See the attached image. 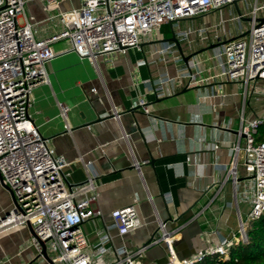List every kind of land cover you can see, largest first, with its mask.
I'll return each mask as SVG.
<instances>
[{"label":"crops","instance_id":"0c3cea01","mask_svg":"<svg viewBox=\"0 0 264 264\" xmlns=\"http://www.w3.org/2000/svg\"><path fill=\"white\" fill-rule=\"evenodd\" d=\"M81 5L82 0H59L57 8L47 11L41 0H28L25 14L34 17L39 31H49L56 24L53 15ZM238 6L245 11L243 1ZM235 15L237 7L231 4L180 21L181 28L193 31L191 48L180 42L184 54L195 57L200 75L208 81L178 84L166 96H158L154 88L160 74L177 73V65L157 52L173 42L170 25L162 27L161 39H145L124 55H99L94 60L65 51V41L54 44L57 55L47 64L49 83L34 89L29 114L49 146L68 160L70 184L87 178L81 159L92 162L98 176L96 206L102 215L82 224L91 247L108 231L115 246L136 251L159 236L164 223L167 230L177 229L173 245L180 258H187L224 245L241 223L247 230L252 181L242 154L237 182L228 176L230 145L239 140L241 118L250 120L263 111L259 90L264 80L246 87L240 81L213 79L219 39L242 36L251 26L249 17L232 20ZM201 27L208 28V39L197 34ZM142 94L152 105L150 115L141 108L130 111L139 106ZM62 107H69L66 118ZM134 201L143 226L120 235L112 212ZM12 206L10 192L0 185V212ZM32 235L28 226L0 232V264H45L31 246ZM137 258L163 264L168 250L161 242Z\"/></svg>","mask_w":264,"mask_h":264},{"label":"built area","instance_id":"2783aa9c","mask_svg":"<svg viewBox=\"0 0 264 264\" xmlns=\"http://www.w3.org/2000/svg\"><path fill=\"white\" fill-rule=\"evenodd\" d=\"M27 1L0 0V185L9 187L14 195L13 206L0 212V232L32 225L31 246L45 264H161L137 258L161 242L168 250L163 264H195L208 253L227 257L233 244L246 242V227L241 223L224 245L180 258L173 245L177 229L167 230L160 223L161 234L136 251L115 246L108 231L91 247L82 224L102 215L96 206L98 176L92 162L81 159L87 178L80 184H70L65 172L68 160L49 146L29 114L34 89L49 83L47 64L57 55L55 43L65 41L69 45L65 51L94 60L99 55H124L145 39H161L162 27L170 25L179 41L191 48L193 31L181 28L180 21L231 5L234 0H82L81 7L53 15L51 19L56 24L49 31H39L34 17L26 16ZM41 1L47 11L59 4V0ZM239 1L245 3V11L240 9L241 14L232 20L249 17L251 26L247 35L219 39L214 48L218 73L213 79L240 81L248 87L264 80V23L258 21L264 17V2L256 0L249 6L248 0ZM196 31L202 39H208V28ZM157 52L165 62L170 60L177 65L175 76L166 73L157 77L154 90L158 96L170 95L178 84L200 85L208 81L200 75L195 57L185 61L176 43H168ZM259 92L264 96L263 88ZM138 105L146 114H152L145 94L140 95ZM68 110L69 107H62L64 118ZM262 124L264 109L250 120L242 117L239 140L230 145L228 176L237 182L242 154L246 174L252 181L248 193L251 222L264 214V139L256 136ZM66 129L71 130L68 123ZM218 147L213 144L214 149ZM136 204L134 201L112 212L113 226L120 235L143 226ZM41 242L46 243L51 261L45 258Z\"/></svg>","mask_w":264,"mask_h":264},{"label":"trees","instance_id":"16d2710c","mask_svg":"<svg viewBox=\"0 0 264 264\" xmlns=\"http://www.w3.org/2000/svg\"><path fill=\"white\" fill-rule=\"evenodd\" d=\"M256 136L264 139V124ZM251 223L246 230L247 241L233 244L227 257L221 253H208L195 264H264V214Z\"/></svg>","mask_w":264,"mask_h":264},{"label":"water","instance_id":"95a60500","mask_svg":"<svg viewBox=\"0 0 264 264\" xmlns=\"http://www.w3.org/2000/svg\"><path fill=\"white\" fill-rule=\"evenodd\" d=\"M233 4L237 7V12H238V14L240 15V14H241V10H240V8H239V6H238V0H234V1H233ZM248 20H251V19L248 18ZM258 21H259L261 24L264 23V17H260V18H258ZM247 34H248V31H246V32L244 33V35H247ZM169 40H170V41H173V42L176 43V45H177V47H178V50H179V52L182 54L184 60H185V61L189 60V58L191 57V55L186 56V55L184 54V50H183V47H182V45H181L179 39H178L175 35H173ZM138 108H140V107H139V106H138V107H135V108L131 109L130 111H136ZM112 116H113V115H112ZM5 188L10 192L11 197H12V199H13V201H14V195H13L12 191L10 190V188H9V187H5ZM28 227L30 228V230H31L32 233L34 234V230H33L32 225L29 224ZM41 243H42V245H43V254H44L45 258H46L48 261H51L50 257H49L48 254H47L46 243H45V242H41Z\"/></svg>","mask_w":264,"mask_h":264},{"label":"rangeland","instance_id":"374dc122","mask_svg":"<svg viewBox=\"0 0 264 264\" xmlns=\"http://www.w3.org/2000/svg\"><path fill=\"white\" fill-rule=\"evenodd\" d=\"M244 24H248V22H245ZM247 225H248V227L247 228H249L250 226H252V223H251V221H247Z\"/></svg>","mask_w":264,"mask_h":264}]
</instances>
